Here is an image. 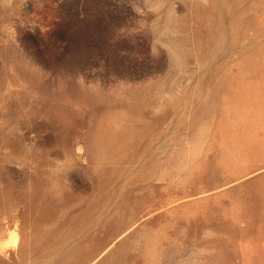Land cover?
Masks as SVG:
<instances>
[{
  "label": "rangeland",
  "instance_id": "obj_1",
  "mask_svg": "<svg viewBox=\"0 0 264 264\" xmlns=\"http://www.w3.org/2000/svg\"><path fill=\"white\" fill-rule=\"evenodd\" d=\"M0 264H264V0H0Z\"/></svg>",
  "mask_w": 264,
  "mask_h": 264
},
{
  "label": "bare ground",
  "instance_id": "obj_2",
  "mask_svg": "<svg viewBox=\"0 0 264 264\" xmlns=\"http://www.w3.org/2000/svg\"><path fill=\"white\" fill-rule=\"evenodd\" d=\"M14 232V231H13ZM15 233V232H14ZM13 233V234H14ZM16 238H17V236L16 235H12L9 239H8V244H9V242H11V241H14L15 242V240H16ZM18 240V239H17ZM14 246H15V244L13 243V242H11ZM10 243V246L12 245Z\"/></svg>",
  "mask_w": 264,
  "mask_h": 264
}]
</instances>
